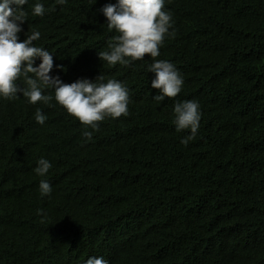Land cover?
<instances>
[{
	"label": "trees",
	"instance_id": "1",
	"mask_svg": "<svg viewBox=\"0 0 264 264\" xmlns=\"http://www.w3.org/2000/svg\"><path fill=\"white\" fill-rule=\"evenodd\" d=\"M109 3L118 0L22 6L19 40L40 33L33 45L52 55L49 75L117 80L129 115L94 131L54 89H43L49 104L0 97V264H264V0H165L175 35L155 59L171 62L183 86L162 102L149 55L128 66L99 58L118 35L101 11ZM184 101L201 114L187 145L190 129L177 131L174 113ZM41 158L52 165L45 176L34 171Z\"/></svg>",
	"mask_w": 264,
	"mask_h": 264
},
{
	"label": "clouds",
	"instance_id": "2",
	"mask_svg": "<svg viewBox=\"0 0 264 264\" xmlns=\"http://www.w3.org/2000/svg\"><path fill=\"white\" fill-rule=\"evenodd\" d=\"M27 2L0 0V97L11 100L22 93L32 104L41 101L49 104L53 97L45 95L43 89H54L56 102L78 119L85 129L94 131L99 130V124L105 118L128 116L129 91L121 82L109 79L106 83H97L104 79L100 75L95 82L83 79L64 83L58 76L49 75L54 66L52 55L33 45V41L40 38V33L34 31L23 41L18 37L22 31L21 23L27 20L22 8ZM56 2L63 5L67 0ZM12 4L17 7L12 8ZM164 6L165 0H118L117 4L109 3L101 9L107 18L108 29H114L118 35L108 43V51H99V58L113 66L117 63L128 66L132 61L144 59L146 54L153 58L154 62L148 70L155 73L151 86L160 93L153 98L156 102L175 98L183 86V77L171 62L155 59L160 55L159 49L165 37L175 35L169 32L173 21ZM44 13L43 5L36 3L32 14L43 16ZM37 58L41 62L34 66ZM22 77L26 87L18 86L17 81ZM174 113L176 130L190 129V135L181 141L187 145L199 129V104L196 101L177 102ZM35 120L41 125L45 123L46 116L40 109L35 113ZM83 135L91 140L93 133L86 130ZM51 167L47 159L41 158L34 171L39 176H45ZM39 189L42 196L52 192L46 180L40 181ZM86 264H108V261L93 256L87 259Z\"/></svg>",
	"mask_w": 264,
	"mask_h": 264
}]
</instances>
